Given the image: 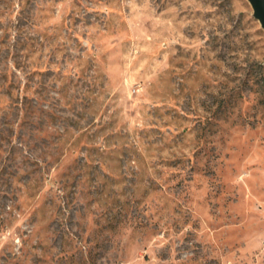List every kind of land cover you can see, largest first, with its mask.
<instances>
[{"label":"rangeland","instance_id":"rangeland-1","mask_svg":"<svg viewBox=\"0 0 264 264\" xmlns=\"http://www.w3.org/2000/svg\"><path fill=\"white\" fill-rule=\"evenodd\" d=\"M0 264H264L247 0H0Z\"/></svg>","mask_w":264,"mask_h":264},{"label":"water","instance_id":"water-1","mask_svg":"<svg viewBox=\"0 0 264 264\" xmlns=\"http://www.w3.org/2000/svg\"><path fill=\"white\" fill-rule=\"evenodd\" d=\"M253 16L258 21L261 28L264 30V0H247Z\"/></svg>","mask_w":264,"mask_h":264}]
</instances>
